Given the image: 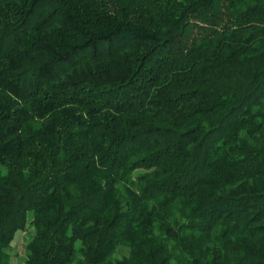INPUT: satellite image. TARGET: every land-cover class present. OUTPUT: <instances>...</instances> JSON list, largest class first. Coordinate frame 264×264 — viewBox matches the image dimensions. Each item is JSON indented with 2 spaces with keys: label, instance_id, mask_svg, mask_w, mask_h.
Wrapping results in <instances>:
<instances>
[{
  "label": "trees",
  "instance_id": "obj_1",
  "mask_svg": "<svg viewBox=\"0 0 264 264\" xmlns=\"http://www.w3.org/2000/svg\"><path fill=\"white\" fill-rule=\"evenodd\" d=\"M30 227L23 264H264V0H0V264Z\"/></svg>",
  "mask_w": 264,
  "mask_h": 264
},
{
  "label": "rangeland",
  "instance_id": "obj_2",
  "mask_svg": "<svg viewBox=\"0 0 264 264\" xmlns=\"http://www.w3.org/2000/svg\"><path fill=\"white\" fill-rule=\"evenodd\" d=\"M34 234L33 228H28L24 232H20L12 243L10 253L12 255L11 264H23L26 259L25 245ZM120 256V254H118Z\"/></svg>",
  "mask_w": 264,
  "mask_h": 264
}]
</instances>
